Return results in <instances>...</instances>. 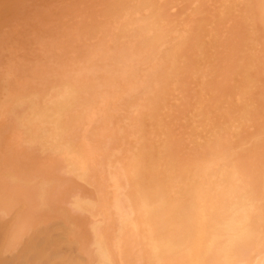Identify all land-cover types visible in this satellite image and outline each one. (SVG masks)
Wrapping results in <instances>:
<instances>
[{"label":"bare ground","instance_id":"6f19581e","mask_svg":"<svg viewBox=\"0 0 264 264\" xmlns=\"http://www.w3.org/2000/svg\"><path fill=\"white\" fill-rule=\"evenodd\" d=\"M57 1L40 64L0 0V264H264V0Z\"/></svg>","mask_w":264,"mask_h":264},{"label":"rangeland","instance_id":"374dc122","mask_svg":"<svg viewBox=\"0 0 264 264\" xmlns=\"http://www.w3.org/2000/svg\"><path fill=\"white\" fill-rule=\"evenodd\" d=\"M13 1H14V0H13ZM16 1H17V3L20 4L19 7L17 6V3H16V5H14L15 3L13 2V3H14L13 5H14V6H17L18 10L15 9L16 7H15V8H12L13 6H11V8H12L13 10L15 9L14 11H17V12H16V15H17V16H16V17H15V16L13 17L12 14H13L14 12L11 13V16H12V17L10 16V20H12L11 23H13V24H11V26L13 27V25H15V24H17V23H20V21H18V20L23 19V20H21V24H19V25L21 26V27L19 28V31H21L20 29L22 28V23H23V24H25L24 22L27 23V21H26L27 18H29V20H28V24L30 23L29 21H30L31 18H32L31 21H32V20H33V21H34V20L36 21V22H35L36 25H35V23H34L33 21H32L33 23H30V25H31V24L33 25L32 28H35V26H36V27H37L36 29H39V28H38V26H39V19H38V18L42 17V15H44V17H46V19H47V20H45V18L42 17V18H44V23H43V25L45 26V27H44V26H42V22H43V21H42L41 18H40V20L42 21V22H41V21H40V22H41V26H42L43 30H44V28L47 27V25H45V22H46V24H49V23L51 22V21H49V20H52V22H54V24L56 23V22H55L56 20H54L55 17H54V19H51V18L55 15V9L53 8L54 11H53V9L51 10L52 6L54 7V4H52V6H51L50 3L53 1V2H56V5L60 4V3H58L57 0H23V1H21V2H20V0H19V2H18V0H16ZM48 2H49V4H50V6H51V7L49 6V7H50L49 10H48V8H47V7H48V6H47V5H48ZM53 2H52V3H53ZM59 2H60V0H59ZM9 4H11V2H10ZM44 6H46V7H44ZM9 8H10V7H9ZM46 8H47V10H46ZM41 9H43V10H41ZM44 9H45L46 12H43ZM39 10H40V11H39ZM49 11H50V12H49ZM6 12H8L7 14H8V16H9V14H10L9 11L7 10ZM52 12H54V15H53ZM17 13H18V14H17ZM41 13H42V14H41ZM48 13H50V17H51V18L49 17V14H48ZM51 13H52L53 16L51 15ZM4 14H5V13H4ZM4 14L2 15V18L5 17ZM7 14H6V15H7ZM35 14H36V16H35ZM45 14H47V16H46ZM13 15H14V14H13ZM37 15H38V17H37ZM40 15H41V16H40ZM8 16H7V18H8V20H9V17H8ZM48 17H49L50 19H48ZM7 18H6V19H7ZM12 18H13V19H12ZM18 18H20V19H18ZM35 18H36V19H35ZM14 19H15V20L18 19V20L16 21L17 23L13 21ZM37 19H38V20H37ZM56 19H57V18H56ZM4 21H5V19H4ZM23 21H24V22H23ZM52 22H51V23H52ZM2 23H3V22H2ZM2 23H0V25H1L2 28H3ZM5 24H7V20H6V23H5ZM5 24H4V26H6ZM28 24H25V25L27 26ZM37 24H38V25H37ZM8 25H10V23H8ZM19 25H17V26L15 25L12 29H17V27H19ZM49 25H52V24H49ZM41 26H40V28H41ZM15 27H16V28H15ZM23 27H24V25H23ZM30 27H31V26H27V29H26V30H30V29H29ZM32 28H31V29H32ZM42 28H41V29H42ZM5 29L7 30L8 27H7V26H6V28L4 27V30H5ZM9 29H11L10 26H9ZM12 29H11V31H13ZM24 29H25V28H24ZM24 29H22V30H24ZM41 29H39V30H41ZM47 29H48V27H47ZM0 30H1V28H0ZM2 30H3V29H2ZM4 30H3L2 33H5V34L8 33V32H5ZM26 30H25V31H26ZM16 31H18V29L15 30L14 32L16 33ZM19 31H18V32H19ZM41 31H42V30H41ZM41 31H40V32H41ZM48 31H49V30H47V32H48ZM0 32H1V31H0ZM14 32H12V38H11V39H12V42L10 41V39H9V40H6L7 37H6V35H4L5 39H3V41H7V42H6V47H5V45H2V47H0V48L5 47V48L7 49V47H8V48L10 49V50H9L10 52H11V50H12V51L15 50V52H17V53L19 52V53H20V51H21L20 44L22 43V41H21L20 44H18L19 50L16 51L17 48L14 49V47L17 46V45H15V42H13V39H14V41H16V42H17V40H15V38H14ZM30 32H31V30H30ZM37 32H38V34H39V31H38V30L36 31V33H35V31L31 32V34L34 33L33 36L35 35V37H36V36H39V37H40V42H41V39H42V38H41L40 35L37 34ZM49 32H50V31H49ZM52 32H53V31H52ZM9 34H10V31H9ZM9 34H7V35H8L9 38H10L11 36H10ZM40 34H42V33H40ZM44 34L46 35V31H45ZM44 34H43V35H44ZM47 34H48V33H47ZM50 34H51V33H49L48 35L50 36V38H52L54 35H53V34L50 35ZM54 34H55V33H54ZM2 35H3V34H1V37H0V38H2ZM43 35H42V37H43ZM33 36L30 37L32 43H31V42H30L29 44L27 43V46H26V45H25L26 43L24 44V42H23L24 46L26 47V48H24V50H26L27 53H28V52H31V53H28L29 55L31 54V56H28L29 58H31V57L34 56V55L37 56V57L39 58V56L37 55L38 52L42 53L43 56H42L41 54H39L40 57H41V58H40V59H41V61H40L41 63H40L39 61H37V62H39L40 64H42V63H44V61H45V60H44V59H45L44 57H46V56H45V53H44L43 51H41V48H43V47L39 45L40 42H38V43L36 42V41H38L39 37H38V39H37V37L34 38V39H35V43H34V40H32ZM46 37H47V38H46ZM36 39H37V40H36ZM43 39H47V40H48V36H45V38L43 37ZM43 39H42V40H43ZM0 41H1V39H0ZM3 41H2V43H3ZM8 41L11 42V44H12V43H13V44L11 45ZM45 41H46V40H45ZM49 41H50V40H49ZM28 42H29V40H28ZM47 42H48V41H47ZM0 43H1V42H0ZM36 43H37V44H36ZM43 43H44L43 45H44V47H45V42H43ZM7 44H8V46H7ZM16 44H17V43H16ZM0 45H1V44H0ZM41 45H42V44H41ZM47 45H48V43H47ZM47 45H46L45 49H46V48L48 49ZM9 46H10V47H9ZM21 46H22V45H21ZM39 46H40V47H39ZM22 48H23V47H22ZM27 48H29L30 51H29V49H27ZM36 48H37L39 51L36 50ZM3 49H4V48H3ZM6 49H5V52H3L4 54L1 55V52H0V57H1V56L4 57V55H5V57H4V61L0 59L1 62H3V63L6 62V60H8V58H9V57H7L6 55H9L10 52H9L8 50L6 51ZM31 49H32V50H31ZM27 50H28V51H27ZM33 50H34V52H32ZM43 50H44V49H43ZM1 51H3V50L1 49ZM7 52H8V53H7ZM15 52H11V54L14 53V56L17 55V53L15 54ZM22 52H23V51H22ZM27 53H25V55H26ZM32 53H37V54H33V55H32ZM20 55L22 56V55H24V54H23V53H22V54L20 53ZM10 56H11V55H10ZM6 57H7V58H6ZM18 57H19V54H18ZM23 57H24V56H23ZM23 57H22V58H23ZM26 57H27V55H26ZM5 58H6V59H5ZM19 58H20V57H19ZM19 58H17V59L14 58V60L16 61V60H18ZM22 58L19 59V60H22ZM29 58H27V59L29 60ZM32 58H33V57H32ZM38 58H37V59H38ZM43 58H44V59H43ZM2 59H3V58H2ZM23 59H24V58H23ZM33 59H34V58H33ZM35 59H36V57H35ZM37 59H36V60H37ZM42 59H43V61H42ZM9 60H10V59H9ZM28 60H26V58H25L24 60H22V62L19 61L20 63H24V64H22L23 66H21L20 63H19V64L17 65L16 69H19V66H20V70L23 69V68H24V70H26V71H25L26 73L23 71L24 73L21 72V75H20V72H19V76H24V74L28 76V73H27V72H28V68H30L29 70L32 69V68H31V67H33L32 60L30 59L29 62H28ZM38 60H39V59H38ZM15 61H13V64H14V63H18L17 61H16V62H15ZM25 62H26V64H25ZM6 63L9 64V61H7ZM27 63H28L29 65H30V63H31V66H29ZM34 63H36V61H35ZM0 64H2V63H0ZM10 64H12V59L10 60ZM10 64H9V66H10ZM13 64H12V65H13ZM40 64L36 63V64H34V66L37 67V66L40 65ZM15 65H16V64H15ZM15 65H13V67H15ZM27 65H28L29 67H28ZM5 66H6V64H5ZM9 66H7V68H8ZM26 66H27V67H26ZM1 67H3V64H2ZM1 67H0L1 70L4 69V68H1ZM21 67H23V68H21ZM25 67H26V69H25ZM11 68H12V66L10 67V71H11ZM1 70H0V71H1ZM4 71H5V70H4ZM8 71H9V69H8ZM12 71H14V70H12ZM1 73L3 74L4 72L1 71ZM1 73H0V75H2ZM16 73H17V74H16ZM4 74H5V73H4ZM15 74H16V76H17V75H18V72H15ZM22 74H23V75H22ZM0 78H1V76H0ZM119 112H121V110H120ZM123 114L126 115V117H125V119H126V118L128 117V112L123 110ZM123 114H122V112H121V114L119 113V115H123ZM125 115H124V116H125ZM117 117H120V116H117ZM117 117H115V118H117ZM115 118H114V120H113V124H114V125H118L119 122H121V121H120L121 118H122L121 120H123V116H122L120 119H118L119 122L117 123V119H115ZM122 122H123V121H122ZM124 122H126V120H125ZM125 124H126V123H123L122 125H125ZM119 125H120V127L122 128L121 123H120ZM118 127H119V126H118ZM14 209H15V208H14ZM14 211H15V210H14ZM10 212H12L11 214L14 215L13 210H11ZM10 212L8 213L9 215H11ZM8 214H7V216L9 217V219H10V217H11V219H10L11 221L8 219V217H7V218L4 217L5 220L7 219V220L5 221V220H3V219L1 218V216H0V225H3V226H5V227H7V228H9V226H10L11 223L13 222L12 219L15 217V216H13V215L9 216ZM8 220H9V221H8ZM49 220L51 221V222L49 221L50 223H49L48 221H46V220H45V221L43 220V222H46V223L43 224V226L46 225V226L44 227V229H47V228L50 227L52 224H58V225L61 226L60 228H65V226H67V225H64V223H63V225H62V221L59 222V219L57 220V218H56L55 220H54V219H52V220L49 219ZM60 220H61V219H60ZM40 221H42V219H40ZM3 222H4V223H3ZM6 222H8V223L11 222V223H10V225H8ZM38 222H39V221H38ZM38 222H36L35 227H34V225H33L32 227H33V228H36V229H39L40 227H42V225H41L42 222H40V223H38ZM55 222H57V223H55ZM1 223H2V224H1ZM37 223H38V224H37ZM51 223H52V224H51ZM5 224H6L7 226H6ZM39 224L41 225L40 227L38 226ZM32 227H31V228H32ZM46 227H47V228H46ZM66 228H67V227H66ZM40 229H41V228H40ZM42 229H43V227H42ZM32 230H33V229H32ZM32 230L29 231V232L32 233ZM55 230H56V231H55ZM55 230L51 231V234H52V236L50 235L51 237L60 234V231H59L60 229H57V228H56ZM31 233H26V238H27V240H28V239L30 238V236L32 235ZM54 233H55V235H54ZM6 234H7V233H6ZM27 234H28V237H27ZM29 235H30V236H29ZM6 236H7V235H6ZM3 237H5L4 234H3ZM3 237H0V238L2 239V240L0 241V244H2L3 242H5V240H6V239L4 238V241H3ZM21 238L24 239L25 242L27 241L26 238H25V236H22ZM69 238H70V237H69ZM69 238H68V237L65 238V240H66L67 243H65V245H64V246L68 245V247H67V246H66V247L61 246L60 248L63 247V249H60V248H59L60 251H58V253L60 252L59 254H61V256H60V255H58V256L61 258L62 255H64L65 253L68 255L67 252L69 251L70 255H68V256H67L66 254L64 255V258L66 257L65 260H66V259H68V260H70V259H74V260H75V257H74V256H76V260L79 261V258L81 259L82 256H81L80 254H77V251H76V253H75V250H74V249H77L76 247H78V245L76 246L77 243H76V241L74 242V241L72 240L73 238H72V239H69ZM67 239H68L69 241H68ZM20 240H21V239H20ZM24 240H21V241H23V243H22L21 241H20V243L18 242V244H20L19 247H18V244L15 246L16 249L18 248L17 250H16L15 248H14V250H13V249H12V250H11V249L9 250V251H12V252L14 251V253H10L9 251H7V252L5 251V252H4L5 254H4L3 251H2V253L4 254V255H3L4 258H5V259H6V258L10 259V258L15 257L16 255H18L19 251H20V250L22 249V247H23V244H25V243H24ZM2 241H3V242H2ZM68 242H69V244H68ZM5 243H6V242H5ZM70 243L74 244V245H73L74 249H73V247L71 246L72 244H70ZM75 243H76V244H75ZM3 245H4V243H3ZM3 245L0 246L1 249H3V248H2ZM75 246H76V247H75ZM70 247H71V248H70ZM68 248H69L70 250H69ZM1 249H0V250H1ZM64 249H65V252H63ZM15 250H16V252H15ZM61 250H63V251H61ZM66 250H67V251H66ZM72 250H73V251H72ZM72 252H74V255H73ZM78 252H79V250H78ZM7 253H8V255H7ZM9 253L12 254V255H10ZM14 254H16V255H14ZM13 255H14V256H13ZM6 256H7V257H6ZM70 256H71V258L69 259L68 257H70ZM72 256H73V257H72ZM77 256H78V257H77ZM64 258L62 257V260H63ZM76 260H75V261H76ZM59 261L62 262L61 260H59ZM66 261H67V260H66ZM66 261H64V262H66Z\"/></svg>","mask_w":264,"mask_h":264}]
</instances>
